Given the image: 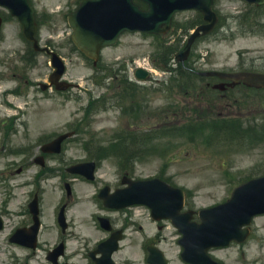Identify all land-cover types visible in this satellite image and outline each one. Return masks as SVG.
<instances>
[{"label": "rangeland", "instance_id": "1", "mask_svg": "<svg viewBox=\"0 0 264 264\" xmlns=\"http://www.w3.org/2000/svg\"><path fill=\"white\" fill-rule=\"evenodd\" d=\"M31 1L40 26L37 35L40 43H50L65 58V78L80 86L70 90H41L38 82L48 81L53 71L49 56L37 54L24 38L19 20L8 16V11L0 7L6 18L0 38V59L9 56L0 62V91L3 90L0 93V214L5 224L0 232V264H52L46 256L61 241L57 214L63 193L64 200L67 198V181L72 184L73 199L67 211L69 228L62 238L67 249L61 264H91L89 252L109 236L100 227L98 215L110 217L117 228L126 225L125 238L114 254L118 264H149L146 247L152 240L164 250L170 264H187L181 259L182 247L178 243L181 234L170 221L156 222L145 205L101 209L97 195L106 184L113 189L121 187L125 173L136 179L161 177L186 190L187 208L199 210L227 200L244 178L264 173L263 131L241 138L234 135L233 139L224 133L222 146L227 149L224 151L212 138L214 129L222 125L221 120L215 119L222 108L217 98L210 103L202 98L193 101L180 89L181 94H176L173 100L180 103V113L174 117L171 111L163 109L168 100L159 85L152 84L169 80V73L162 68L166 64L162 58L177 43L184 45L191 29L200 23L201 14L198 11L178 13L168 36L125 32L116 46L103 50L98 65L94 66L69 39L72 30L67 16L79 0ZM215 9L222 17L219 32L200 38L187 62L194 65L196 61L204 69H235L248 58H264L263 28V33L257 35H242L238 28V14L248 10L244 2L217 0ZM247 17L251 16L245 14L244 18ZM241 58L244 59L240 63ZM139 65L152 70L153 77L147 83L151 91L142 94L139 89L138 101H123L118 97V88L114 90V73L118 81L126 73L119 71L124 70L123 66L132 73ZM13 67L21 68L18 69L20 84L7 79ZM103 76L111 78L101 85ZM176 80L179 81L178 77ZM19 85V92L23 93L6 96L4 90ZM106 87L107 95L97 103L96 98ZM185 100L191 101L190 104L185 105ZM251 107L257 110L260 106ZM257 111L251 117L254 122L259 116ZM261 111L262 108L259 114ZM15 116L19 118L12 122L9 118ZM263 120L260 116L256 121L262 130ZM193 123L196 125L194 137L183 130ZM167 130L171 133H166ZM69 131L75 134L64 142L61 154L49 156L45 168L34 162L41 153V145ZM136 131L145 137L138 163L129 160L131 164L124 167L113 158L101 160L96 179L91 182L66 171L78 162L98 161L99 148L107 146L108 140L126 143ZM217 138L221 143L220 137ZM35 194L39 195L42 228L38 247L33 250L11 242L10 237L18 227L31 224L28 204ZM251 230L245 244L212 249V256L222 264H264V214L254 219Z\"/></svg>", "mask_w": 264, "mask_h": 264}, {"label": "water", "instance_id": "2", "mask_svg": "<svg viewBox=\"0 0 264 264\" xmlns=\"http://www.w3.org/2000/svg\"><path fill=\"white\" fill-rule=\"evenodd\" d=\"M145 1L149 3L148 10L140 9L133 3V0H82L80 7L70 17V23L74 28L75 43L88 56L98 58L100 49L116 43L124 30L139 29L160 33L170 27L176 10L198 8L203 11L209 24L199 26L190 37L186 48L177 55V58L183 59L195 38L200 34V30L208 32L216 23V15L212 10L213 0ZM248 1L258 4L264 2V0ZM0 4L8 6L12 13L20 18L25 35L30 40H34L37 45L35 39L37 24L29 1L0 0ZM163 25L166 27L163 28ZM136 76L146 79L149 74L138 69ZM240 80L248 81L249 78L241 77ZM260 81V85H263L264 81ZM92 169L93 165H88L87 170L92 172ZM129 183V188L116 194L114 202L112 199L115 195L110 198L106 196L107 200H110L111 205L116 207L146 203L151 206L154 218H170L184 234L180 240L185 249L182 255L193 264H220L208 255V250L213 246L229 245L232 240H245L249 230L242 229V226L251 223L255 214L264 212V176L238 187L232 199L227 203L200 211L201 223L191 221L192 212H180L184 201L183 191L172 189L159 180H130ZM38 226L39 224H36L33 227L34 241ZM16 236L14 240L24 242ZM118 238V235L114 234L110 240L100 246V251L104 252L105 261L110 260L111 253L117 247ZM59 252L60 249L55 254L58 255ZM149 260L154 264H167L162 252L158 249H151Z\"/></svg>", "mask_w": 264, "mask_h": 264}, {"label": "flooded vegetation", "instance_id": "3", "mask_svg": "<svg viewBox=\"0 0 264 264\" xmlns=\"http://www.w3.org/2000/svg\"><path fill=\"white\" fill-rule=\"evenodd\" d=\"M245 71H250V72H262L264 73L263 69H259V66L253 65L252 67L248 68V69H243ZM209 85V83H207ZM225 89H226V98L230 99L232 96H234L235 94H240L242 92H250L252 90H254V88L248 87L244 84L241 85H231L230 81H226L225 82ZM235 101H237V99H235ZM230 105V103H229ZM232 113V109H227V114H231ZM242 111L239 110L238 111V115H241Z\"/></svg>", "mask_w": 264, "mask_h": 264}, {"label": "trees", "instance_id": "4", "mask_svg": "<svg viewBox=\"0 0 264 264\" xmlns=\"http://www.w3.org/2000/svg\"><path fill=\"white\" fill-rule=\"evenodd\" d=\"M180 69H182V68H181V65H180ZM182 70H183V69H182ZM182 70H180V71L183 72ZM185 71H186V70H185ZM182 75H183V74H182Z\"/></svg>", "mask_w": 264, "mask_h": 264}]
</instances>
